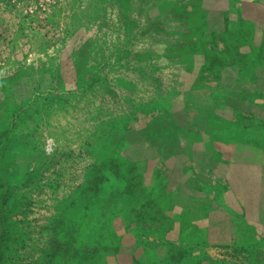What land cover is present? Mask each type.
I'll return each instance as SVG.
<instances>
[{
	"label": "rangeland",
	"instance_id": "rangeland-1",
	"mask_svg": "<svg viewBox=\"0 0 264 264\" xmlns=\"http://www.w3.org/2000/svg\"><path fill=\"white\" fill-rule=\"evenodd\" d=\"M165 1L119 0L80 26L40 20L35 29L0 4V264H62L69 238L87 244L89 264H264V223H200L210 209L204 201L176 212L168 198L166 211L141 207L150 204L142 196L150 184L115 145L137 114L181 110L183 76L194 75L199 89L215 77L201 0ZM228 25L235 35L215 37L225 46L216 53L219 64L225 70L237 62L256 75L235 87L234 103L245 106L241 99L249 97L264 111V30L240 20ZM48 39L51 59L41 52ZM22 73L31 76L27 82ZM226 94L215 92L216 105ZM254 116L249 122L264 154V116ZM85 188L102 189V196L80 195ZM84 197H104L125 217L128 205L138 204L139 218L113 223V230L110 223H73L83 219ZM126 249L131 258L122 256Z\"/></svg>",
	"mask_w": 264,
	"mask_h": 264
},
{
	"label": "crops",
	"instance_id": "crops-1",
	"mask_svg": "<svg viewBox=\"0 0 264 264\" xmlns=\"http://www.w3.org/2000/svg\"><path fill=\"white\" fill-rule=\"evenodd\" d=\"M117 1L0 0V4L15 8L21 19L35 29L40 20H67L68 27L71 21L74 24L79 21L80 26L81 22L100 18L102 12ZM201 3L202 17L206 20V29L201 34L207 37L214 59L211 63L216 69L211 86L194 88L196 77L186 74L181 80L185 88L177 101V104H183L181 110L177 113L145 111L137 114L127 120L128 127L117 135L115 145L120 148L121 157L127 163L135 164L150 184L142 193V196H150V204L141 207L149 211H166L161 202L165 203L168 198L176 212L182 211L184 204L204 201L210 209L207 218L200 223H264V154L258 144L257 130L249 122L251 114L258 119L264 116V111L259 110L256 103L252 105L249 97L244 102L241 99L245 106L234 103L240 102L235 87L238 84L247 87L256 75L254 71L240 70L237 62L224 70L218 62L221 56L216 53L225 46L215 42L216 36L235 35L232 30H227L230 21L240 20L246 26L254 24V28L257 25L262 35L264 0H201ZM232 5L237 7L236 11L232 12ZM231 15L236 19H231ZM228 46L229 50L236 47ZM41 52L42 58H54L53 40H46ZM27 66L24 63L21 67ZM30 77L27 73L20 74L23 82ZM261 78L259 83H264V74ZM220 90L227 94L224 102L216 105L214 94ZM168 174L173 178H167ZM92 191L96 197L102 196L99 194L102 189L97 188H85L80 195L94 196ZM83 201V219L73 223H110L111 226L125 221L135 223L139 216L135 217L134 213L141 211L138 204H129L127 213L130 215L125 217L115 214L112 204L104 197L95 200L84 197ZM92 211L100 214L93 217ZM66 244V248L62 247L67 253L61 258L62 264H89L84 257L89 249L85 242L69 238ZM129 250L126 249L122 256L131 258Z\"/></svg>",
	"mask_w": 264,
	"mask_h": 264
}]
</instances>
